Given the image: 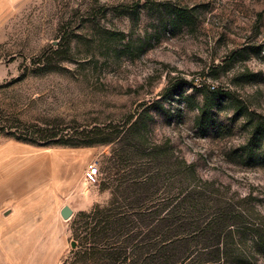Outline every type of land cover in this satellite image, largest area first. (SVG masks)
<instances>
[{
  "label": "rangeland",
  "instance_id": "rangeland-1",
  "mask_svg": "<svg viewBox=\"0 0 264 264\" xmlns=\"http://www.w3.org/2000/svg\"><path fill=\"white\" fill-rule=\"evenodd\" d=\"M257 125L264 0H13L0 15V145L56 152L70 164L60 177L41 160L38 183L0 207L12 234L22 233L10 239L21 248L13 263L93 264L76 240L83 214L123 207L130 180H168L186 164L264 224ZM27 131L40 143L17 139ZM91 164L95 182L85 178ZM232 242L253 249L251 236ZM254 257L264 264V252Z\"/></svg>",
  "mask_w": 264,
  "mask_h": 264
},
{
  "label": "trees",
  "instance_id": "trees-1",
  "mask_svg": "<svg viewBox=\"0 0 264 264\" xmlns=\"http://www.w3.org/2000/svg\"><path fill=\"white\" fill-rule=\"evenodd\" d=\"M209 99L199 109L203 119L211 115ZM259 131L256 137L263 135ZM34 135L27 131L17 139L40 143ZM143 174L120 188L126 210L116 201L83 214L76 240L79 252L93 258V264H254V254L264 252V224L243 208L246 201L203 180L193 164L172 170L168 180ZM233 234L251 236L253 249L233 245Z\"/></svg>",
  "mask_w": 264,
  "mask_h": 264
},
{
  "label": "crops",
  "instance_id": "crops-1",
  "mask_svg": "<svg viewBox=\"0 0 264 264\" xmlns=\"http://www.w3.org/2000/svg\"><path fill=\"white\" fill-rule=\"evenodd\" d=\"M12 1L0 0V15L10 8ZM56 154L58 153L37 151L22 143L9 142L0 145V207L10 206L8 203L12 200L18 202L26 185L31 187L38 183V165L41 160L46 158L53 175V160ZM9 222V218L0 215V264H22L13 263L12 255L20 254L21 248H13L10 242L13 237H22V233L12 234Z\"/></svg>",
  "mask_w": 264,
  "mask_h": 264
},
{
  "label": "bare ground",
  "instance_id": "bare-ground-1",
  "mask_svg": "<svg viewBox=\"0 0 264 264\" xmlns=\"http://www.w3.org/2000/svg\"><path fill=\"white\" fill-rule=\"evenodd\" d=\"M70 169V164L66 159L61 158L59 154H56V158L53 160V175L66 176Z\"/></svg>",
  "mask_w": 264,
  "mask_h": 264
},
{
  "label": "built area",
  "instance_id": "built-area-1",
  "mask_svg": "<svg viewBox=\"0 0 264 264\" xmlns=\"http://www.w3.org/2000/svg\"><path fill=\"white\" fill-rule=\"evenodd\" d=\"M99 175V169L95 164H91L86 169L85 178L88 182H95Z\"/></svg>",
  "mask_w": 264,
  "mask_h": 264
},
{
  "label": "water",
  "instance_id": "water-1",
  "mask_svg": "<svg viewBox=\"0 0 264 264\" xmlns=\"http://www.w3.org/2000/svg\"><path fill=\"white\" fill-rule=\"evenodd\" d=\"M60 214L64 219H69L72 215V210L69 206H63L60 210ZM72 248H75L76 243L72 242L71 243Z\"/></svg>",
  "mask_w": 264,
  "mask_h": 264
}]
</instances>
